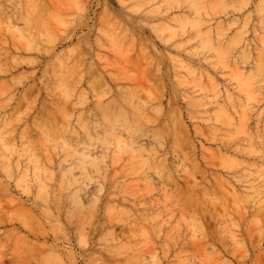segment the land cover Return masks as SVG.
<instances>
[{
	"label": "rangeland",
	"instance_id": "rangeland-1",
	"mask_svg": "<svg viewBox=\"0 0 264 264\" xmlns=\"http://www.w3.org/2000/svg\"><path fill=\"white\" fill-rule=\"evenodd\" d=\"M195 2L0 0V264H264V0Z\"/></svg>",
	"mask_w": 264,
	"mask_h": 264
},
{
	"label": "bare ground",
	"instance_id": "bare-ground-1",
	"mask_svg": "<svg viewBox=\"0 0 264 264\" xmlns=\"http://www.w3.org/2000/svg\"><path fill=\"white\" fill-rule=\"evenodd\" d=\"M186 2H187V1H186ZM196 2H197V0H196ZM196 2H195V3H196ZM198 4H199V3H198ZM194 5H195V4H194ZM196 7H197V6H196ZM199 8H200V7H199ZM184 11H185V10H184ZM195 11H196V9H195ZM195 13H196V12H195ZM195 13H194V14H195ZM197 14H198V13H197ZM197 14H196V15H197ZM193 17L195 18L196 16L193 15ZM173 18H174V17H173ZM165 19H166V18H165ZM190 20H191V19H190ZM171 21H173V20H171ZM180 21H181V20H180ZM187 21H188V20H186V22H187ZM191 21H192V20H191ZM191 21H190V22H191ZM193 21H194V20H193ZM197 21H198V20H197ZM197 21H196V23H199V22H197ZM174 22H175V20H174ZM177 22H179V21H177ZM177 22H176V23H177ZM183 22H184V21H182V23H183ZM188 22H189V21H188ZM180 23H181V22H180ZM182 23H181V24H182ZM163 24H164V23H163ZM194 25H195V23H194ZM154 26H155V25H154ZM155 27H156V26H155ZM155 27H154V28H155ZM190 27H192V26H190ZM190 27H189V28H190ZM122 28H123V27H122ZM184 28H185V26H184ZM127 36H128V35H127ZM125 37H126V36H125ZM33 41H34V40H33ZM201 42H202V41H201ZM207 42H208V41H207ZM207 42H204V43H207ZM208 43H209V42H208ZM210 45H211V44H210ZM200 46H201V44H200ZM203 46H204V45H203ZM206 46H207V45H206ZM206 46H205V47H206ZM213 46H214V45H213ZM201 48H202V46H201ZM208 48H210V47H208ZM215 50H216V48H215ZM61 57H62V56H61ZM53 61H54V60H53ZM61 61H62V59H61ZM259 61H260V60H259ZM56 62H58V61H56ZM259 63H260V62H259ZM66 64H68V63H66ZM63 67H64V65H63ZM58 68H59V67H58ZM68 68H69V67H68ZM255 68H258V65H257V67H255ZM54 69H55V68H54ZM258 69H259V68H258ZM58 71H59V70H58ZM92 71H93V70H92ZM255 71H256V70H255ZM55 72H56V71H55ZM91 73H92V72H91ZM66 74H67V73H66ZM59 75H60V74H59ZM62 77H63V76H62ZM247 77H248V76H247ZM245 78H246V77H245ZM57 79H58V77H57ZM59 82H60V81H59ZM241 83L243 84L244 82H241ZM238 84H240V83L238 82ZM238 84H237V86H238ZM242 84H241V85H242ZM244 84H245V83H244ZM238 87H239V86H238ZM174 90H175V89H174ZM183 90H184V89H183ZM185 94H186V93H185ZM187 95H188V93H187ZM190 95H191V94H190ZM123 96H124V95H123ZM190 97H191V96H190ZM125 98H126V97H125ZM192 98H193V97H191V99H192ZM227 98H228V97H227ZM189 99H190V98H189ZM113 101H114V100H113ZM108 103H110V102H108ZM108 105H109V104H108ZM112 105H113V104H112ZM129 105L132 106L131 104H129ZM129 105H128V106H129ZM172 107H173V105H172ZM120 108H121V107H120ZM123 109H124V108H123ZM136 109H137V108H136ZM125 110H126V109H125ZM125 110H124V111H125ZM118 111H119V110H118ZM133 111H134V110H133ZM162 111H163V110H162ZM136 112H138V111L136 110ZM136 112H135V113H136ZM138 113H139V112H138ZM157 113H158V112H157ZM121 115H122V113H121ZM125 115H126V114H125ZM130 115H134V114H130ZM136 115H138V114H136ZM102 116H103V115H102ZM118 116L121 117L120 115H118ZM118 116H117V118H118ZM123 116H124V114H123ZM163 116H164V115H163ZM169 116H170V115H169ZM105 117H106V116H105ZM139 117H140V116H139ZM139 117H138V118H139ZM165 117H166V115H165ZM51 118H52V117H51ZM115 118H116V116H114V117H112V118H109L108 121L111 122V121H113V119H115ZM133 118H134V117H133ZM125 119H126V118L123 119V117H122V121H123L122 125H124V126H125L127 129H129V130L133 129V124H132L128 119H127V120H125ZM160 119H161V118H160ZM160 119H159V120H160ZM135 121H136V118H135ZM114 122H117V120L114 121ZM133 122H134V120H133ZM136 123L138 124L139 122L136 121ZM160 123H161V122H160ZM110 125H112V124H110ZM160 125H162V124H160ZM68 126H69V125H68ZM98 126H99V125H98ZM120 126H121V124H120ZM137 126H139V125H137ZM87 127H88V126H87ZM101 127H102V126H101ZM125 127H124V129H125ZM63 128H64V127H63ZM111 128H113V127H111ZM111 128H110V130H111ZM150 128H151V127H150ZM67 129H68V128H67ZM87 129H88V128H87ZM92 129H93V128H92ZM115 129H116V128H115ZM120 129H121V128H120ZM147 129H148V128H147ZM164 129H165V128H164ZM65 130H66V128H65ZM69 130H70V129H69ZM84 130H85V129H84ZM149 130H150V129H149ZM149 130H148V131H149ZM152 130H153V129H152ZM170 130H171V129H170ZM70 131H73V130L71 129ZM94 131H95V130H94ZM105 131H106V130H105ZM111 131H112V130H111ZM111 131H110V132H111ZM114 131H115V130H114ZM118 131H119V130H118ZM135 131H136V130H135ZM135 131H134V132H135ZM145 131H146V130H145ZM7 132H9V131H7ZM84 132H85V131H84ZM106 132H108V131H106ZM106 132H105V133H106ZM110 132H109V133H110ZM115 132H116V131H115ZM115 132L112 131V133H111L110 135L114 134ZM146 132H147V131H146ZM55 133H56V132H55ZM97 133H98V132H97ZM103 133H104V132H103ZM118 133H119V132H118ZM125 133H126V132H125ZM148 133H149V132H148ZM153 133H154V132H153ZM167 133H168V132H167ZM169 133H170V132H169ZM85 134H86V133H85ZM87 134H88V133H87ZM87 134H86V135H87ZM98 134H99V133H98ZM149 134H150V133H149ZM106 135H107V134H106ZM121 135H122V134H121ZM127 135H128V134H127ZM127 135H126V136H127ZM150 135H151V134H150ZM153 135H154V134H153ZM158 135H159V134H158ZM163 135H164V134H163ZM90 136H91V135L89 134V137H90ZM97 136H98V135H97ZM97 136H96V137H97ZM104 136H105V135H104ZM108 136H109V135H108ZM112 136H114V135H112ZM115 136H117V134H116ZM118 136H119V135H118ZM129 136H130V135H129ZM141 136H143V135H141ZM144 136H145V135H144ZM159 136H160V135H159ZM161 136H162V135H161ZM120 137H122V136H120ZM152 137H155V135L152 136ZM91 138H92V137H90V139H91ZM98 138H99V137H98ZM98 138H95V139L97 140ZM102 138H103V137H102ZM126 138H127V137H126ZM155 138H156V137H155ZM2 139H3V138H2ZM88 139H89V138H88ZM105 139H106V138H105ZM109 139H110V138H109ZM113 139H115V138L113 137ZM158 139H159V138H158ZM99 140H100V139H99ZM99 140H97V141L99 142ZM101 140H102V139H101ZM103 140H104V139H103ZM122 140H123V139H122ZM156 140H157V139H156ZM0 141H1V140H0ZM106 141L108 142V140H106ZM111 141H112V139L110 140V142H111ZM118 141H119V140H118ZM124 141H125V140H124ZM82 142H83V140H82ZM95 142H96V141H95ZM102 142H103V141H102ZM104 142H105V141H104ZM110 142H109L108 144H110ZM139 142H140V141H139ZM0 143H1V142H0ZM12 143H13V142H12ZM14 143H16V142H14ZM61 143H62V141H61ZM123 143H124V142H123ZM128 143H129V142H128ZM132 143H133V142H132ZM8 144H9V142H8ZM82 144L84 145V143H82ZM85 144H86V143H85ZM88 144H90V143H88ZM88 144H87V146H89ZM91 144H92V143H91ZM95 144H96V143H95ZM106 144H107V143H106ZM117 144H118V143H116V145H117ZM141 144H142V143H141ZM122 145H126V144L124 143V144H122ZM1 146H2V144H1ZM1 146H0V147H1ZM8 146H9V145H8ZM10 146H11V145H10ZM14 146H15V145H14ZM61 146H62V145H61ZM71 146H72V145H71ZM120 146H121V145H120ZM139 146H140V148L143 149V146H142V147H141V145H139ZM174 146H175V145H174ZM176 146H177V145H176ZM65 147H66V145H65ZM82 147H84V146H82ZM82 147H81V148H82ZM116 147H117V146H116ZM116 147H115V148H116ZM124 147H125V146H124ZM126 147H127V146H126ZM3 148H4V145H3ZM66 148H67V147H66ZM71 148H72V147H71ZM84 148L86 149V147H84ZM84 148H82V149H84ZM87 148H88V147H87ZM129 148H130V147H129ZM145 148H146V147H145ZM9 149H10V148H9ZM9 149H8V151H9ZM13 149H14V148H13ZM112 149H113V148H112ZM130 149H131V148H130ZM130 149H129V150H130ZM137 149H139V148H137ZM137 149H136V150H137ZM0 150H1V149H0ZM6 150H7V149H6ZM71 150H72V149H71ZM75 150H76V149H75ZM10 151H11V150H10ZM66 151H68V150H66ZM66 151H65V152H66ZM72 151H74V150H72ZM86 151H87V150H86ZM119 151H120V148H119ZM122 151H123V149H122ZM122 151H121V152H122ZM130 151L133 153V151H135V150L132 149V150H130ZM14 152H15V151H14ZM69 152H70V150H69ZM77 152H78V151H77ZM113 152H114V151H113ZM115 152L117 153V150H116ZM131 152H130V153H131ZM138 152H139V151H138ZM57 153H58V152H57ZM82 153H84V152H82ZM116 153H114L115 156H117ZM119 153H120V152H119ZM124 153H125V152H124ZM11 154H12V153H11ZM11 154H10V155H11ZM27 154H28V153H27ZM66 154H67V153H66ZM66 154H65V155H66ZM79 154H80V152H79ZM87 154H88V153H87ZM19 155H20V154H19ZM68 155H69V154H68ZM88 155H89V154H88ZM88 155H87V156H88ZM130 155H131V154H130ZM133 155H134V154H133ZM133 155H131V156H133ZM49 156H50V155H49ZM55 156H56V155H55ZM66 156H67V155H66ZM81 156H82V160H84L85 155L82 154ZM128 156H129V155H128ZM11 157H12V155H11ZM50 157H51V156H50ZM89 157H90V156H89ZM117 157H119V156H117ZM14 158H15V157H14ZM25 158H26V157H25ZM25 158H24V159H25ZM29 158H30V156L28 157V159H29ZM33 158H34V157H33ZM33 158H32V159H33ZM47 158H48V157H47ZM1 159H4V158L2 157ZM32 159H31V161L33 162L34 159H33V160H32ZM78 159H79L78 161L80 162L81 159H80V158H78ZM17 160H18V159H17ZM36 160H37V159H36ZM46 160H47V159H46ZM57 160H58V159H57ZM57 160H56V161H57ZM61 160H62V159H61ZM1 161H2V160H1ZM23 161H25V160H23ZM39 161H40V160H39ZM39 161H38V162H39ZM52 161H53V160H52ZM63 161H64V160H63ZM66 161H67V159H66ZM87 161H88V160H87ZM14 162H15V161H14ZM18 162H19V161H18ZM27 162L29 163L30 160L27 161ZM38 162H36V164H37ZM41 162H42V161H41ZM41 162H40V163H41ZM47 162H48V160H47ZM59 162H60V161H59ZM59 162H56V163H59ZM84 162H85V161H84ZM84 162H81V163H82L81 167H83L82 170L84 169V166H83ZM88 162H89V161H88ZM91 163H92V162H91ZM91 163H90V164H91ZM3 164H4V163H3ZM10 164H11V163H10ZM14 164H15V163H14ZM17 164H19V163H17ZM34 164H35V163H34ZM38 164H39V163H38ZM38 164H37V165H38ZM12 165H13V164H12ZM39 165H40V164H39ZM48 165H49V164H48ZM51 165H52V164H51ZM27 166H28V165H27ZM32 166H33V165H32ZM32 166L30 165V167H32ZM43 166H44V165H43ZM45 166H46V165H45ZM45 166H44V167H45ZM49 166H50V165H49ZM68 166H69V165H68ZM70 166H71V164H70ZM12 167H14V165H13ZM17 167H18V166H17ZM35 167H36V166H35ZM41 167H42V166H41ZM41 167H40L39 169H41ZM66 167H67V166H66ZM76 167H77V165H76ZM42 168H43V167H42ZM67 168H68V167H67ZM11 169H12V168H11ZM11 169H10V170H11ZM15 169H16V168H15ZM34 169H35V168H34ZM71 169H72V166H71L70 170H71ZM27 170H28V169H27ZM50 170H51V169H50ZM50 170H49V172H50ZM70 170H69V168H68V170H67V171H64V172L69 173L68 171H70ZM7 171H8V170H7ZM16 171H17V170H16ZM20 171H21V170H20ZM84 171H85V169H84ZM8 172H9V171H8ZM12 172H13V171H12ZM26 172H28V171H26ZM26 172H24V173H26ZM37 172H38V171H37ZM62 172H63V171H62ZM70 172H71V171H70ZM10 173H11V172H10ZM43 173H44V172H43ZM43 173H42V174H43ZM35 174H37V173H35ZM39 174H40V173H39ZM51 174H52V172H51ZM26 175H27V173H26ZM33 175H34V173H33ZM33 175H32V176H33ZM60 175L64 177V174H63V173L60 174ZM28 176H30V175H28ZM38 176H39V175H38ZM50 176H51V175H50ZM20 177H21V175H20ZM47 177H48V176H47ZM24 178H25V175H24ZM26 178H27V176H26ZM26 178H25V179H26ZM36 178H38V177H36ZM73 178L75 179V177H72V179H73ZM28 179H29V178H28ZM38 179H39V178H38ZM47 179H50V178H47ZM51 179H52V178H51ZM72 179H71L70 177H68V176H66V177L64 178L63 186H64L65 189H67L66 186H67L69 183H70V185L72 184V183H71V182H72ZM22 180H23V178H22ZM41 180H42V179H41ZM59 180H60V179H59ZM19 181H20V180H19ZM19 181H18V182H19ZM26 181H27V180H26ZM30 181H31V180H30ZM37 181H40V180H37ZM20 182H21V181H20ZM41 183H42V181H41ZM44 183H45V182H44ZM21 184H22V183H21ZM28 184H29V183L27 182V186H28ZM60 184H62L61 181H60ZM60 184H58V186H60ZM82 184H83V183H82ZM70 185H68V186H70ZM38 186H39V185H38ZM43 186H44V184H43ZM42 188H43V187H42ZM42 188H40L39 190L41 191ZM45 188H46V187H45ZM37 189H38V188H37ZM43 189H44V188H43ZM31 190H32V189H31ZM59 190H60V187H59ZM27 191H28V190H27ZM32 191H33V190H32ZM44 191H45V190H44ZM44 191H43V193H44V195H45V192H44ZM244 192H245V191H244ZM40 193L42 194V191H41ZM51 193H52V192H51ZM56 193H57V192H56ZM36 194H38V192H37ZM75 194H77V193H73V191H71V193L68 194V197H69V199H71V200L77 202V201H78V200L76 201V198H77L76 196H77V195H75ZM237 194H238V193H237ZM237 194H236V196H237ZM245 194H246V193H245ZM245 194L243 193L240 197L243 196V197H244L243 199H247V200H248V198H250L251 196H249L250 194H249V195L246 194V195L249 196V197H248V198H245V197H246ZM244 195H245V196H244ZM39 196H40V195H39ZM46 196H47V195H46ZM56 196H57V195H56ZM190 196H191V194H190ZM192 196H194V195H192ZM59 197H60V196H59ZM41 198H42V197H41ZM45 198H46V197H45ZM46 199H47V198H46ZM77 199H78V198H77ZM243 199H242V200H243ZM80 200H81V199H80ZM96 200H97V198H96ZM245 201H246V200H245ZM45 202H47V201H45ZM79 202H80V201H79ZM92 203H93V202H92ZM55 204H56V203H55ZM55 204H54V205H55ZM77 204H78V202H77ZM257 204H258V203H257ZM56 205H57V204H56ZM94 205H95V204H94ZM94 205H93V206H94ZM252 205H253V204H252ZM81 206H83V205H81ZM44 207H45V206H44ZM53 207H54V206H53ZM91 207H92V206H91ZM91 207H89V209H90ZM59 208H60V207H59ZM258 208H259V207H258ZM55 209H56V207H55ZM43 210H44V209H43ZM90 210H91V209H90ZM53 212H54V211H53ZM74 227H75V226H74ZM78 228H79V227H78ZM107 233H108V232H107ZM102 234H103V233H102ZM104 234H105V233H104ZM105 237H106V236H105ZM105 237H104V238H105ZM106 239H108V238H106ZM100 240H101V239H100ZM103 240H104V239H103ZM111 240H112V239H111ZM104 241H106V240H104ZM108 241H109V239H108ZM108 241H107V242H108ZM108 243H109V242H108ZM100 244H102V243H100ZM120 244H121V243H120ZM114 245H115V244H114ZM97 246H98V245H97ZM104 246H105V245H104ZM122 246H123V245H122ZM122 246H121V248L124 249V247H122ZM100 247H101V246H100ZM108 247H110V246H108ZM113 247H114V246H113ZM117 247H118V246H117ZM117 247H114V248L117 249ZM111 248H112V247H111ZM114 248H113V249H114ZM118 248H119V247H118ZM104 250H105V249H104ZM117 250H118V249H117ZM118 251H119V250H118ZM115 252H117V251H115ZM119 252H121V251H119ZM110 253H111V252H110ZM113 253H114V252H113ZM126 253H127V252H126ZM126 253H124V254L126 255ZM117 254H118V253H117ZM117 254H116V255H117ZM122 254H123V253H122ZM122 254H121V255H122ZM118 255H119V254H118ZM123 256H124V255H123ZM123 256H122V257H123ZM142 262H143V261H142ZM142 262H141V263H142ZM138 263H139V262H138ZM145 263H146V262H145Z\"/></svg>",
	"mask_w": 264,
	"mask_h": 264
}]
</instances>
